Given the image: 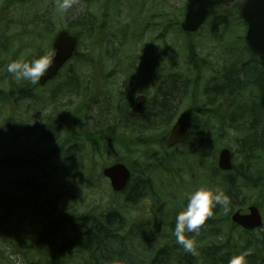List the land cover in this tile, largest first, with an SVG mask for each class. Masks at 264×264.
<instances>
[{"label":"trees","instance_id":"obj_1","mask_svg":"<svg viewBox=\"0 0 264 264\" xmlns=\"http://www.w3.org/2000/svg\"><path fill=\"white\" fill-rule=\"evenodd\" d=\"M240 1L215 0L206 21L213 40H219L220 34L228 28L230 22H240L238 11H227V8L235 9ZM181 15L178 12L174 15L175 19H172L170 15H165L163 18L165 21V23L163 21V35L169 33L182 34L179 27ZM215 44L216 41L214 43L215 49H213L216 51L219 47ZM191 47L192 45L189 46L190 53L193 52ZM220 48L221 70L204 61L206 65L213 68L214 74L210 83L204 88L205 91L200 92L203 98L193 107L197 116L196 120L202 124L198 128L199 130H211L210 134L215 133L220 139H223L227 132L232 131L234 134L244 132L241 122H246L245 120L248 119L256 121L261 126L260 131V127L255 129L259 147L248 146L247 151L254 154L255 150H259L264 156V54L258 56L250 53L243 40L240 39L237 41L234 39L228 45L220 42ZM78 57L79 55H77ZM67 74L71 75L67 77L64 88L68 89L75 101H72L71 107L66 106L69 109L62 110L63 119L55 118L52 123L45 124L41 127L39 134L41 140H49L52 144H58L50 153H55L54 158L58 161L54 173H65L67 178L60 181L55 175L43 173L42 168H40L43 161H41L42 164H23V173L6 172L9 165H5L6 161L1 160L0 261L4 260V255L9 250H15L21 255L23 254V263L20 262V264H132L130 253L147 250L146 254L149 255V250L161 246L160 249L164 255L163 264H229L233 256L244 251L249 252L245 257L246 264H264V227L258 232L243 233L230 224L227 216L229 214L228 208L233 209L236 204L235 199L238 195H242V187L248 189L255 198H258L259 187L256 183L251 185L249 182L251 174L247 175L248 184L244 180L243 184L230 187L224 182L227 190L220 187L229 198L227 211H225V206L219 204L213 209L212 216H220L219 220L215 221L210 218L208 230L204 229L197 235L203 237L201 243L193 242L191 251L177 243L175 236L177 213H171L172 210L164 204H159L163 214L160 211L159 214L155 215L158 220L161 219L159 226H154L152 223L144 225L137 220L127 218L122 213H118L119 220H112L115 214L109 211L95 213V209L83 210V207L78 203L79 200H77L78 192L75 187L78 183L74 179L81 177V173L85 172L83 167L85 157L90 156L92 158L99 148V143L92 141L91 138L97 139L105 135L104 126L111 124L109 122L111 115L115 116V113H118L119 118L124 117L118 109L123 105L113 107L114 98L111 94L116 87L112 86L111 83L106 86L98 85L101 91H108L109 93L105 96L102 105L91 104V100H95V96H92L95 89L91 80L82 78L81 73L74 68L70 69ZM172 76L163 80V91H161L159 81V86L156 88L150 105L152 106L151 111L154 112V108L158 110V112L155 111L158 117L163 110L162 134L158 139L153 135L158 143L162 140L160 138H164L174 122L178 115L179 103L181 99L188 96L189 88L192 86L190 81L184 82L177 75ZM125 88L127 90V85ZM61 91V89L56 88L52 97L57 100V95ZM21 93V97L16 98V101L33 99V95H30L27 89ZM117 94H120L119 103L130 99L128 90L127 92L118 91ZM108 96L111 97L110 103L107 100ZM9 98V96H4L3 101ZM34 103L37 104V99L34 100ZM50 105H55L54 107L58 110L63 107L51 102ZM97 106L98 110L95 109ZM227 106L232 108L231 117L227 116L229 110L221 108H227ZM241 106L249 109L240 110ZM251 107H258L259 109L251 111ZM115 109H118V112ZM245 114H247V118H244ZM87 119L94 123L92 129L87 124ZM158 124L157 121L155 125ZM211 125H215V129H212ZM7 130L0 128V141L4 140L5 142L6 138L16 136L8 134ZM31 131L32 129L26 130L24 135L17 136L31 137ZM248 131L251 133L252 129ZM252 139L256 140L255 138ZM10 151L11 156L16 154V149ZM238 154L241 155L240 151ZM148 157L153 156L148 155ZM146 162L147 159L138 171H149ZM138 164L139 159L132 165V170H137ZM145 174L136 173L135 177L139 179ZM175 175V173H163V187L167 185L173 193L175 190L178 192L175 187ZM137 185L138 183L132 182L120 194L124 196L123 204L119 205L121 211L126 206L131 205L133 209H136V201H131L130 197H137L138 200H141L148 196L149 192L154 193L151 184L147 181L143 186L146 191H143L138 198V194L134 190ZM218 185L220 183L217 181L213 187ZM209 186L212 187L210 183ZM42 189L47 191L50 197L42 196ZM65 191L71 196L72 203L75 202L77 205L67 207L65 205L68 204V201L62 205V194ZM130 192L136 195H130ZM263 193L264 190L261 189L260 194ZM252 202L251 197H248L247 203ZM82 205L84 204L82 203ZM262 206L264 207V204ZM225 212L226 215L221 216ZM30 224H34L36 227L34 231L29 229ZM11 233L16 235H11ZM184 235L186 239L190 240L197 237H189L186 233ZM18 239H20L21 245L15 244ZM143 244L148 245L144 246ZM153 245L154 247H152ZM7 264L17 263L8 262Z\"/></svg>","mask_w":264,"mask_h":264},{"label":"rangeland","instance_id":"obj_2","mask_svg":"<svg viewBox=\"0 0 264 264\" xmlns=\"http://www.w3.org/2000/svg\"><path fill=\"white\" fill-rule=\"evenodd\" d=\"M103 4L109 5L103 6ZM185 4V0H73L72 6L68 10L61 12L58 10L57 0H0V32L2 33L0 35V44L4 43L1 39L2 35L11 40L7 45L8 49H0V128H9L8 130H12L13 135H16L15 137H17L6 141L8 144L0 141V152L5 146L10 145V141H12V145H18L21 148L20 155L26 157L30 163H35V160L39 157L44 158V154L47 153L48 146L47 143L45 145L39 144L41 142L43 143V140L39 137L41 127L45 124L52 123L55 118L63 119L62 110L69 109V107L66 106L68 105L71 107L72 101H75V98L71 96L68 89L64 88L67 77L71 75L67 74V72L72 68L78 70L79 73H81V77L85 80H91L93 88L95 89V92L92 93V96H95V100H91V104L102 105L101 103L106 98L103 91L101 92L98 86V83H101L102 80L103 82L111 83L112 86L114 85V87H116V89L112 91L113 94H111L114 98L113 107L120 104V94H117L118 91L127 92L128 90L132 91L134 96L137 97V101H146V105L149 107V109L146 110H150V112L153 113V111H151L152 106L150 105L156 88L159 86V60L162 59L164 68L163 80L168 76L173 77L172 75H177L184 82L190 81L192 83V86H190L188 91V96L181 99L177 112L179 115L185 110H189L190 112L192 111L194 113V120H196L197 116L193 111L195 110L193 107L203 98L200 92L205 91L204 88L210 83L211 77L214 74L212 67H216L221 70L222 59L219 57V50L221 49L220 42L228 45L234 39H236V41L237 39L243 40L245 26L241 22L238 23V21H232L230 22L228 28L220 34L219 40H213L211 34L209 33V27L206 23V25L201 28L200 32L193 37L192 40L188 39V37L183 35V33H169L167 35H163V46L159 47L160 38L158 35L160 32L163 34V24L165 23L164 19V23H161L160 16L163 13V18L165 15H170L172 19H175L174 15L178 14V12L183 15L182 12L185 9ZM49 11L53 16V23L56 30H58L59 27L65 26L71 32L80 36L81 46L78 50L80 53L78 60L83 57H88V55L91 54H94L96 59L88 65L79 64L77 63V60H73L54 82L52 81L44 89H40L37 87V83L33 84L25 79H16L14 74L7 70V67L13 61L20 60L31 63L33 59H37L45 55L47 51V41L43 38V32L45 31L44 28L47 24L41 17ZM99 11H109L111 23L113 24L119 20L122 24L130 22V27L125 34L120 33L119 36L117 35L118 39L113 40L110 45L108 44V40H99V32H101V30L97 29L98 25L101 28L103 25L104 28L107 25V22L102 19L100 22ZM231 11H236V9ZM182 15L179 19H182ZM143 17L151 18L152 31L149 32V30L144 27L145 24L141 21ZM133 20H136V23L143 28L141 37H137L135 39L132 37V34H130V28L133 26ZM160 25H162L161 30ZM32 26L39 28L42 33L38 34ZM149 34H151V41L153 43L152 48L140 49L141 44L148 42ZM187 39L189 41L186 43ZM215 41L217 47H219L216 51L213 50L215 49ZM91 44H93V46H90ZM190 45H192V53H190ZM154 47L157 48L154 49ZM153 50L154 53L151 52ZM137 52H143V57L154 62V65L150 63V69H147L144 73L141 71H134L135 66L136 69L143 67L141 61L137 60L133 63L131 60V56ZM246 55L248 54L246 53ZM204 60L212 67L206 65ZM142 62L147 61L142 60ZM96 76H98L101 80L97 79L96 81ZM141 78L147 80L145 83H141L146 84V87L144 86L142 91L138 85V83L141 82ZM125 85L128 87L127 90ZM56 88L62 90L61 93L57 95V100H55V97H52ZM25 89H27V92L30 95H33V99H30V101H16L15 99H19L22 94L21 91ZM8 92H11L9 95L10 98L3 101L4 96H7L6 94ZM10 99L13 100V105L19 108L18 111L21 114V117L17 119L19 124L18 129L12 127V123L15 121L10 120V116L6 117L4 113L5 107L10 103ZM35 99H37V104L34 103ZM50 102L63 107L58 110L54 107L55 105H50ZM95 109L98 110V106ZM154 110L158 112L156 108H154ZM115 111L118 112V109H115ZM133 112L134 111L131 110L130 113ZM130 113L127 114L126 117L120 118L118 113H115V116L111 115L109 117V122H111V124L104 126L105 135L97 139L91 138L92 141H97L99 143V148L92 158L90 156L85 157L86 159L83 163L85 172L81 173V177H75L74 180L78 183L75 188L78 192V203L81 207H83V210L87 211L95 209V213L98 211L112 212L116 206L119 213H122L127 218H132L133 220H137V222L145 225L149 224L146 222L147 219L157 218L155 215L159 214L160 211H162L163 214V210L159 207L160 203L163 205V202H170V207H173L178 213L184 210L187 206L188 198L191 193H189V188H186L183 191L179 189L178 192L175 188H173L175 190L173 193L166 185L168 197L165 201H163V195L161 193H158L155 196V193L149 192V195L141 200H138L137 197L129 198L131 201H136V209H133L132 206H126L122 211L119 209V205L123 204L124 196L112 197L110 195L108 181L101 179V170L113 163L124 162L128 166H131L134 165L137 159H139L137 170H133V172H138V169L140 170V166L145 163L146 159L151 158L148 157V155H150L154 156L155 160L159 161L162 165V167H159L158 164L149 163L152 168L147 171L148 173L139 179L135 177L134 184L138 183V185L134 187V190H136L135 192L138 194V198L145 190L143 187L145 184L143 182L144 180H147L153 188L158 187L163 189V173H175V186L182 187L181 185H177L176 180V176H181L182 174L176 173L178 164L176 167L172 165L174 159L177 161L179 160L177 150L164 153L160 150V146L156 145L157 140L153 138V135L156 136L157 139L161 136V129L163 127H161V125L153 124H151V127H148V124H144L138 119L133 122L129 117ZM127 119H129L130 122H126ZM248 121L251 120L249 119ZM86 122L92 129L94 123L89 119H87ZM256 123L258 127H260V131L261 126L258 122ZM30 129H32L30 132L32 135L31 137H18L19 135H24L25 131ZM255 129L256 128L252 129V133L256 132ZM197 131L198 130L195 132ZM249 133V131L236 134L232 132L231 135L228 132L226 137L223 139H220L219 136L213 133L215 141L213 144L212 142L210 143V147L207 152H201L200 150L195 151L197 154L192 158V160L196 158L198 161L196 165H194V168L197 171L202 170V168L208 169L213 154L215 157L217 150L223 146H226L234 156L236 153L237 157H235V160L237 163H240L241 158L238 157V149H240V147H238V142L240 141V138H250ZM198 136L205 135L195 134L193 137ZM53 145L56 147L55 145L58 144ZM201 146L202 142H200L198 146L196 145V148H201ZM38 148L45 151H38ZM61 148L62 146L59 148V151ZM43 158H41V160ZM56 162L58 163V161L54 159L55 167H57ZM46 165L47 161H44V166ZM261 168L264 171V156L261 158ZM188 174L190 175L193 173ZM203 174H210L212 178L218 179L220 185L217 187H224L227 190V187L224 184L226 176L216 177L213 173H194L197 178L194 185L195 190L202 186L210 187L205 181H203ZM48 175H55V177H58L60 181L67 178L65 173H48ZM184 175L187 176L186 173H184ZM262 175V180H259L256 184L259 187L258 198H255L254 194L251 192L247 193V197L251 196V200H253L252 205L259 207L262 210L261 212L264 214V207L262 206L264 204V193L260 194V190H264V173H262ZM68 180L70 182V179ZM213 181L212 185L217 184L216 180ZM42 190V196L47 198L50 197V194L47 191L44 189ZM129 194L136 195L132 192ZM62 196V205H65L66 203L64 202L66 201H68V204L65 205L67 207L77 205L75 202L72 203L71 196L66 193V191L63 192ZM241 197L242 196H240V199ZM247 197H245V199H247ZM82 203L84 205H82ZM235 209L236 208H234L233 211ZM225 215L226 212L221 214V216ZM229 217L230 214L228 216V220ZM114 218L119 219L120 216L117 215ZM210 218L218 221L220 216L216 215ZM151 223L154 226H159L161 221L155 220ZM35 228L34 224L29 225V229H31V231H34ZM205 230L207 231L208 227ZM11 235L16 234L11 233ZM202 238L203 237L197 236L192 240H194V243H201ZM15 244L21 245L22 243L20 239H18ZM143 245L147 246L148 244ZM152 247H154V245ZM160 248L161 246L152 248L149 250V255L146 254L147 250L134 251L133 253H130L132 264H163L164 255ZM22 255L18 251L9 250L4 255V260L0 261V264H7L8 262H15L17 264H20V262L23 263Z\"/></svg>","mask_w":264,"mask_h":264},{"label":"flooded vegetation","instance_id":"obj_3","mask_svg":"<svg viewBox=\"0 0 264 264\" xmlns=\"http://www.w3.org/2000/svg\"><path fill=\"white\" fill-rule=\"evenodd\" d=\"M99 15H100V22L101 19L103 21L107 22V25L104 28V25L102 26V28L98 25V30L100 29L101 32H99L100 35V39L99 40H103V41H107L108 40V44L110 45V43L113 42V40L118 39L117 35L119 36L120 33H124L129 29L130 27V22L128 23H120V20L116 23H111V17L109 14V11H99ZM44 22L47 24V26L44 28V32H43V38L47 41V51L45 53V55L51 51V47H52V43L55 39V36L58 32L62 31V30H66L68 31V29L63 26V27H59L58 30H56L54 23H53V16L50 14V11L43 15L41 17ZM142 22H144V27H146L149 32L152 31V21L150 17H143L141 19ZM160 21L161 23L163 22V13L160 16ZM134 27V28H133ZM33 29H35L37 31L38 34H41L42 32L40 31L39 28H37L36 26H32ZM162 28V25H160V30ZM133 29V30H132ZM143 28L138 25L136 23V20H133V26L130 28V34H132V37L135 39L137 37H141V33H142ZM2 33L0 32V35ZM45 34H49V35H45ZM159 38H160V42H159V47L163 46V34L160 32L159 33ZM1 39L3 40V47H6L9 43H10V39H8L7 37H5L4 35H2ZM19 39V38H17ZM90 46H93V44H91ZM153 43L151 41V34H149L148 37V42L141 44L140 49L142 48H152ZM21 47V46H20ZM157 47H154V49H156ZM152 53H154V50L151 51ZM96 58H89V57H83L80 59V63L81 64H85L88 65L89 63H92L95 61ZM131 60L133 63H135L137 60L141 61V63L143 64L142 68H138L136 69V66L134 67V71H141L142 73L146 72L147 69H150V66L152 63L154 65V62H152L151 60H147V58L143 57V52H137L133 54V57H131ZM142 60H146L147 62H142ZM159 71H160V88L161 91H163V61L162 59L159 60ZM1 71V70H0ZM86 76V75H83ZM165 77V76H164ZM97 79H100L98 76H96V81ZM101 80V79H100ZM140 83H138L140 90L142 91V89L144 88V86L146 87V84H141V83H145V81H147L144 78L140 79ZM52 82V81H51ZM54 82V81H53ZM50 82L46 83L41 89H44ZM98 83V82H97ZM98 85L100 86H106L108 85V83H104L101 80V83H98ZM136 86V85H135ZM141 93V92H140ZM11 94V92H8L6 95L9 96ZM103 94L106 96L108 95V91H103ZM49 100V99H48ZM133 104V105H132ZM139 104V105H138ZM223 109H227L229 111L232 110V108L230 106L226 107H221ZM18 107H15L13 105V100L10 101L9 105H7L5 107V116H10V120L15 121L14 123H12V127L13 128H18L19 124L17 122V119H19L21 117V114L18 111ZM149 109V107H146V101L144 100H138L137 101V97L134 96L132 101H131V106L129 107H124L122 108V110L125 112V114H129L131 112V110H133V113H130V118L132 119V121L134 122V120L138 119L139 121L143 122L144 124H148V127H151L152 123H156L157 122V115L153 112V114L150 112V110H146ZM204 110H207L206 108H203ZM249 108L240 107V110L246 111ZM259 108L256 107H251L250 110L251 111H255L258 110ZM162 114L160 115V118L158 120V125L163 126V110H161ZM228 117H231V113L227 115ZM244 118H247V114L244 115ZM246 122H241L240 124H242L244 130L248 131L250 129H254L257 128L258 125L256 123V121H248L245 120ZM150 125V126H149ZM196 125H200V124H194V126ZM146 128V127H143ZM9 129V128H8ZM194 128L192 129L190 135L185 138V140L183 142H181L177 147V156L179 157V160L177 161L178 164V169L176 171V173H182L181 176H178V185H181L182 187H179L180 190H184L186 188H190L194 185V177L193 176H188L185 177L183 173H200L199 171H197L194 168L195 162L194 160H192V158L197 154L195 151H198L199 148H196V145L198 146L200 142H202L203 146L206 145H210V143L212 142V144L215 141V138H210V133L208 131H206L205 129H201L197 132H195L196 135H201L204 134L205 136H198V137H191L193 134ZM250 132V131H249ZM7 133L13 135L12 130H7ZM228 133V132H227ZM232 135V131L229 132ZM250 134V138H240V141L238 142V147H240V149H238V151H240L241 155L238 154V157L241 158V162L237 163L235 160L236 153L235 156L233 154H231V169L228 171H223V170H217V158L214 157L211 160L210 163V168L208 171H204L203 173H224L226 177H230L231 173H236L235 176L233 177V182L236 184L238 182L239 179H242V182L244 183V180L246 181V183H248V174H251L249 182L251 184L253 183H258L259 180H262V173H264L263 169L261 168V152L259 150H255L252 153H248V146H252V147H259V141L256 138V132L255 133H249ZM13 138H17V137H8L6 138V141L8 140H12ZM252 138H255L256 140L254 141ZM40 142V141H39ZM47 143L48 149H47V153L44 154V158L43 157H39L38 159L35 160V163H40V161H43V165H40V168H42L43 173H54L55 172V165H54V155L50 154L52 153V151L54 150V145L52 143L48 141L43 140V143H39L40 145H45ZM6 144H8V142H6ZM13 142L10 141V145L5 146L2 151H1V158L0 159V163L1 160L2 161H6L5 165H9V167H7V171L6 172H10V173H23V164H28L30 163L28 161V159L26 157H23L22 155H20L21 152V148L16 145H12ZM258 144V145H257ZM227 148V147H226ZM16 149V154L12 155L9 154V152H11L10 150ZM38 151H45V150H40V148H38ZM247 151V152H244ZM10 157V158H7ZM6 158V160H5ZM41 158H43L41 160ZM4 159V160H3ZM44 161H47V165L44 166ZM176 164V166H177ZM109 166V165H108ZM131 173V172H130ZM133 173H148L145 171H138V172H133ZM257 179V180H256ZM144 183L146 182V180L143 181ZM145 188V187H144ZM235 201L238 204V207L236 208V211H240L241 214H247L248 213V207L250 206H244L246 204V201L244 198L241 197L240 202H239V198L237 197L235 199ZM112 214H115V216L119 215L117 210H114L111 212ZM110 213V214H111ZM262 214V218H263V213ZM115 216L112 217V220L116 219L114 218ZM153 217V216H152ZM163 218V217H162ZM119 220V219H118ZM155 220H158V218H153V219H147L146 222L147 223H151ZM161 221V219H159ZM163 221V219H162ZM146 225V224H145ZM132 262V261H131Z\"/></svg>","mask_w":264,"mask_h":264},{"label":"water","instance_id":"obj_4","mask_svg":"<svg viewBox=\"0 0 264 264\" xmlns=\"http://www.w3.org/2000/svg\"><path fill=\"white\" fill-rule=\"evenodd\" d=\"M213 4V0H187L186 11L184 12V18L180 25L181 30L185 33L196 32L206 20L209 8ZM238 14L239 18L246 24V33L244 36L246 46L256 55L264 54V0H245L240 4ZM76 43V38L69 36L65 31L57 34L52 46V51H55V56L49 68L38 80L39 85L43 86L47 81L57 75L61 67L72 57ZM189 122L190 114L188 112L182 113L166 138L165 145L167 148L179 144L185 139L189 129ZM218 167L225 171L231 169V155L227 149L220 151ZM103 175L108 178L114 192L124 190L131 176L127 168L122 164H116L106 168L103 171ZM231 220L234 224L245 230L260 228L262 225L261 216L255 207H250L248 214L242 215L239 212L234 213ZM206 223L207 219L197 229L192 232H186L190 235L195 234Z\"/></svg>","mask_w":264,"mask_h":264},{"label":"clouds","instance_id":"obj_5","mask_svg":"<svg viewBox=\"0 0 264 264\" xmlns=\"http://www.w3.org/2000/svg\"><path fill=\"white\" fill-rule=\"evenodd\" d=\"M73 0H57L58 10L64 12L72 6ZM55 51H49L46 55L33 59L31 63L24 61L11 62L7 70L14 74L16 79H25L35 84L49 68ZM228 196L223 189L202 186L190 194L187 206L176 216L175 236L177 243L184 246L186 250L193 249V241L186 239L185 231L192 232L202 225L208 217L213 215V209L219 204L225 206L227 211ZM248 251L233 256L229 264H246L245 257Z\"/></svg>","mask_w":264,"mask_h":264}]
</instances>
